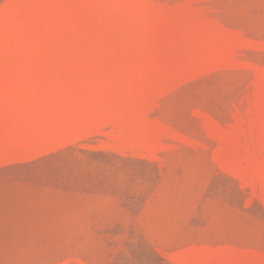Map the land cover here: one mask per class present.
I'll return each instance as SVG.
<instances>
[{"label":"rangeland","instance_id":"obj_1","mask_svg":"<svg viewBox=\"0 0 264 264\" xmlns=\"http://www.w3.org/2000/svg\"><path fill=\"white\" fill-rule=\"evenodd\" d=\"M0 264H264V0H0Z\"/></svg>","mask_w":264,"mask_h":264}]
</instances>
